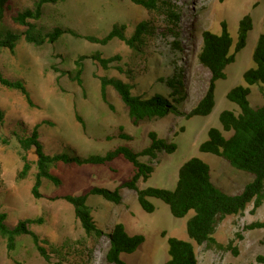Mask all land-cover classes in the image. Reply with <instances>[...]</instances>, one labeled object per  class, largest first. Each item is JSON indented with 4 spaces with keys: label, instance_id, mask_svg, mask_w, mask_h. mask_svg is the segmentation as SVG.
<instances>
[{
    "label": "rangeland",
    "instance_id": "374dc122",
    "mask_svg": "<svg viewBox=\"0 0 264 264\" xmlns=\"http://www.w3.org/2000/svg\"><path fill=\"white\" fill-rule=\"evenodd\" d=\"M35 0H9L6 24L14 30H24L12 22L18 11L33 7ZM177 12L179 21L168 30L164 16L157 15L156 31L149 36L139 53L133 52L124 43L113 40L106 46L87 41L86 36L105 37L116 25H126L130 37L138 23L148 19L144 8L131 0H65L44 6V16L38 24L47 31L53 28L72 30L82 36L64 34L55 44L36 46L22 39L14 53L0 51V71L12 81H21L26 86L35 107H31L23 95L0 85V109L6 113L4 125H0V211L7 215V224L15 226L19 220L43 218L44 223L31 227L41 241L62 246L72 242L67 249L63 264H109L106 254L109 239H89L74 214V208L62 198L84 195L94 188L115 191L135 175L134 166L124 158L105 165L59 164L53 173L61 184L54 185L44 180L42 198L32 195L34 185L30 175L20 180L22 162L19 145L12 134L16 131L31 133L39 128L40 141L48 155L67 154L86 158L90 155H105L119 146H128L141 153L150 145L149 133L156 132L162 139L174 143L173 154L161 153L156 160L141 157L140 161L154 168L149 180L137 183L139 190L158 188L174 191L180 168L190 159L199 158L209 165L214 185L229 195L240 194L254 180L252 174L235 169L220 157L200 152L207 141L211 128L222 130L220 115L224 111L240 114V108L227 99V94L238 86H245L244 73L256 67L253 55L261 35H264V0H169ZM250 16L252 31L246 47L236 54L235 62L226 68V79L216 83L215 108L206 117L186 119L176 114L141 122L134 126L120 97L113 88H108V103L101 97L100 78L116 77L130 83L134 93L140 96L169 92L161 82L179 72L183 77L185 101L177 104L180 111L189 113L206 94L211 74L200 64L202 34H222V24L233 40L231 53L238 43L240 22ZM179 43V48L175 45ZM102 52L105 57L120 55L122 60L112 63L104 71L94 61H85L83 87L52 70L53 65L62 71H73L79 56H91ZM122 66L131 71V76L116 70ZM249 102L255 109L264 106V85L251 87ZM112 106V108L110 107ZM79 116L83 125L78 122ZM129 135V141L119 138L120 130ZM230 137L232 133H225ZM10 139L9 145L1 141ZM30 160L35 161L34 152ZM119 203H111L103 197L92 195L88 205L99 227L109 233L116 224H123L130 236L142 235L144 244L133 254H123L127 264H164L169 259L168 239L176 238L190 242L195 247L198 264H264L257 261L264 257V229L249 230L256 222H264V204L255 209L250 204L238 216H230L219 222L214 238L219 244L232 249L219 250L207 245L197 246L187 233V222L194 215L175 218L163 201L150 199L154 213L145 212L138 202L137 192L121 189ZM242 236V239L238 237ZM77 241H81L77 243ZM53 257V256H52ZM52 258L46 261L37 251L29 236L17 239L16 247L9 251L6 241L0 238V264H57Z\"/></svg>",
    "mask_w": 264,
    "mask_h": 264
},
{
    "label": "trees",
    "instance_id": "16d2710c",
    "mask_svg": "<svg viewBox=\"0 0 264 264\" xmlns=\"http://www.w3.org/2000/svg\"><path fill=\"white\" fill-rule=\"evenodd\" d=\"M63 1L65 0H35L31 9L18 11L12 16L13 24L24 28V30H14L6 24L9 0H0V51L9 50L14 53L22 39L29 44L43 46L46 43L55 44L66 33L78 38L82 37L72 30L60 28H53L52 31L46 32L47 30L38 24L44 16L45 5ZM131 1L144 8L148 14V19L137 24L132 36H126V25L116 24L103 38L94 36L82 38L101 46L118 40L133 52L139 53L145 40L156 31L155 19L157 15L165 17L168 30H172L179 21L177 12L168 3L169 0ZM252 28L253 23L250 16L245 17L240 22L238 43L235 46L234 54L231 53L233 40L227 30L226 23L222 24V34L220 35L212 34L209 31L203 32L199 62L210 72V84L199 104L189 113L182 112L177 107V104L184 102L186 98L183 77L179 72L174 73L171 77L161 79L169 92L168 96L161 94L140 96L134 93V87L130 83L120 78L101 77L102 100L108 103V88H113L123 102L134 126H138L144 121L164 117L169 113L186 119L209 116L216 104V83L226 79V68L235 62L236 54L246 47L247 38ZM175 45L179 48V43H175ZM88 59L94 61L104 71H108L112 63L119 64L122 60L120 55L108 58L98 51L91 56H79L74 63L75 69L73 71H62L57 65H53L51 68L56 73L67 76L71 81L83 87L85 61ZM253 60L256 67L244 73L243 78L246 85L238 86L227 94V99L240 108V114L236 115L230 111L222 112L220 123L223 131L211 128L208 132L207 141L200 146L201 153L223 158L235 169L254 176V180L249 182L240 194L229 195L214 185L209 165L199 158L190 159L180 168L174 191L158 188L139 190L137 183L140 180L146 182L154 172L153 166L142 163L140 158L147 157L150 160H156L161 153L173 154L177 150L176 144L162 139L156 132H150V145L141 153H135L128 146H119L102 156L90 155L83 158L67 154L48 155L40 141L39 133L42 124H50L47 121L36 125L29 134L19 131L12 134L19 145V157L22 162V170L18 178L24 180L32 170H35L32 195L35 199H40L42 198L40 190L44 180L50 181L56 186L61 184L59 177L53 173L59 164L105 165L122 157L130 162L135 169L132 180L124 184L122 188L115 191L94 188L84 195H69L62 198L73 206L75 217L80 222L87 238L98 240L102 236H107L109 249L106 260L109 264H127L122 261L121 256L135 253L144 244L145 237L142 235L130 236L121 223L116 224L109 233L103 231L93 217L92 209L88 205V198L97 195L108 202L117 204L121 200L120 191L124 188L137 192L138 202L147 213L155 212V206L149 201L153 198L167 204L175 218H184L190 212H194V215L187 222L189 238L197 246L207 245L219 250L232 249L237 255L238 250L232 247L233 242H230L228 246L219 244L214 238V234L217 225L223 219L241 215L250 204H253L255 209L264 204V106L255 109L249 102L251 87L264 85V35H261L258 40ZM116 70L120 74L131 76V71H125L122 66H117ZM0 85L21 93L27 103L31 107H35L26 86L21 81H12L0 71ZM110 107L112 108L111 105ZM77 120L83 125L79 116H77ZM5 121L6 113L0 109V125L3 126ZM223 132L232 134L227 137ZM119 138L126 141L132 139L123 132V129L120 130ZM1 141L4 145L10 144V139L7 137H3ZM31 152H34L36 157L34 162L30 160ZM7 218L8 215L4 211H0V238L6 241L9 251L15 249L19 237L29 236L39 254L46 261L49 262L55 258L58 260L57 264H63L67 256V249L73 243L68 241L62 246L50 245L45 247L44 244H49L41 241L31 229L33 225L43 224V218L19 220L13 227L7 224ZM247 228L249 230L264 229V222L253 223ZM238 237L242 239L241 235ZM80 242L77 241V243ZM168 255L169 259L164 264H198L195 247L190 242L169 238ZM257 261L264 263V257H258Z\"/></svg>",
    "mask_w": 264,
    "mask_h": 264
}]
</instances>
